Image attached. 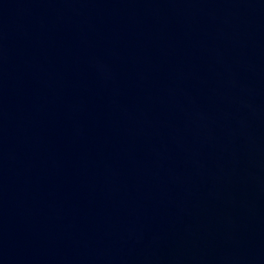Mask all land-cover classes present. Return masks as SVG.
Segmentation results:
<instances>
[{"label": "water", "instance_id": "95a60500", "mask_svg": "<svg viewBox=\"0 0 264 264\" xmlns=\"http://www.w3.org/2000/svg\"><path fill=\"white\" fill-rule=\"evenodd\" d=\"M0 264H264V0H0Z\"/></svg>", "mask_w": 264, "mask_h": 264}]
</instances>
